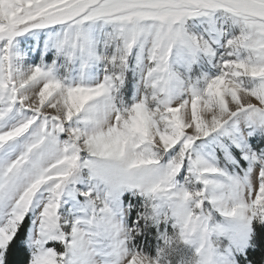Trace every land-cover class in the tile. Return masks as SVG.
<instances>
[{"label": "snow or ice", "instance_id": "1", "mask_svg": "<svg viewBox=\"0 0 264 264\" xmlns=\"http://www.w3.org/2000/svg\"><path fill=\"white\" fill-rule=\"evenodd\" d=\"M0 264H264V0H0Z\"/></svg>", "mask_w": 264, "mask_h": 264}]
</instances>
